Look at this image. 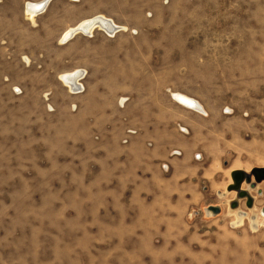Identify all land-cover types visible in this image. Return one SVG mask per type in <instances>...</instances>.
<instances>
[{
  "label": "rangeland",
  "instance_id": "rangeland-1",
  "mask_svg": "<svg viewBox=\"0 0 264 264\" xmlns=\"http://www.w3.org/2000/svg\"><path fill=\"white\" fill-rule=\"evenodd\" d=\"M84 1L55 0L34 21L26 3H0V264H264V224L227 212L226 175L246 168L252 211L264 208V0ZM80 11L125 28L60 44ZM73 68L87 71L84 93L59 77ZM161 85L217 121L191 188L123 185L125 154L92 149L96 133L70 124L82 94Z\"/></svg>",
  "mask_w": 264,
  "mask_h": 264
},
{
  "label": "crops",
  "instance_id": "crops-1",
  "mask_svg": "<svg viewBox=\"0 0 264 264\" xmlns=\"http://www.w3.org/2000/svg\"><path fill=\"white\" fill-rule=\"evenodd\" d=\"M41 1L0 0V3L27 4ZM54 1L50 0L45 10ZM69 1L70 4L86 3L84 0ZM42 11L39 14L44 13ZM83 16L82 11L76 14V18L82 19ZM176 89L177 92H174L162 85L155 88L144 86L138 92L128 94L124 105L121 104V95H113L105 102L102 97H86L82 94L87 105L82 106L75 116L71 107V115L68 112L71 127L75 119L76 127L86 128L90 134L96 133L97 140L92 149L125 154L119 159L120 164L118 160L113 164L115 168L118 163L117 167L121 170L118 175L123 185L131 186L134 183L138 188H191L198 182L197 179L207 173L204 155L209 150L211 132H215L217 121L210 118L209 111L200 100L193 97L204 112L190 108L174 98L172 92L184 91L179 87ZM182 127L186 130H181ZM88 143L92 145L91 140ZM164 164L167 168L163 167ZM218 167L222 170L220 164ZM232 170H225L229 176L227 184L231 182L229 174ZM126 176L130 177L127 181Z\"/></svg>",
  "mask_w": 264,
  "mask_h": 264
},
{
  "label": "bare ground",
  "instance_id": "bare-ground-1",
  "mask_svg": "<svg viewBox=\"0 0 264 264\" xmlns=\"http://www.w3.org/2000/svg\"><path fill=\"white\" fill-rule=\"evenodd\" d=\"M49 1L50 0H42L39 3H27L25 6V11L27 12L28 17L34 21L35 20L34 17L36 16V11L39 10V12H40L42 10H45ZM97 27L104 28L111 35H113V33L115 31L125 28L124 26L118 25L113 19L109 18V16H107L105 14H102V13H100L98 15L94 14V16L92 15V16H89L86 18H82L76 24L68 27L66 29L65 33L63 35L61 34L62 37L60 36L59 43L61 44V42L63 43V42H66L67 40L68 41L71 40L72 38L75 37L76 33L77 34L83 33L84 35L93 34L94 30ZM74 70L70 71V72H66V73L63 72L59 76L60 79L65 83L66 87L69 88L70 93H73V94L75 93L74 92L75 89H77L76 88L77 85L82 84V80L84 79V77L87 73V71L85 69L83 71L82 68L80 70H77V69L75 71ZM172 95L174 96V98L181 101L182 103H184L188 107H191V108L196 109V110H201L204 112L200 103L197 100L192 99L193 97L191 98V97H189L186 94L181 93V92H178V93L172 92ZM126 100H127V97H122L121 104L124 105ZM240 169L241 168H237L234 170H240ZM241 170H244V169H241ZM244 171H246V170H244ZM232 183H233V179L231 177V182L229 184H232ZM242 188L248 190V192L252 195V197L254 199L253 206L249 207L248 210H242L240 206L239 207H230V211L236 213L237 218H240L243 220L249 218L254 225L260 224V223L264 224V208L260 209V211L258 213L257 212L254 213L252 211L253 208L255 207V200L260 196L259 195L260 190H259L258 185L256 187L252 188L250 186L245 185V183H243ZM229 192L235 193V197H233L231 200H237L238 199V197L236 195V191L232 190ZM231 200H230V202H232ZM238 200L242 201L245 199L243 198V199H238ZM206 213L208 216L214 215L213 210L208 209V207H206Z\"/></svg>",
  "mask_w": 264,
  "mask_h": 264
},
{
  "label": "water",
  "instance_id": "water-1",
  "mask_svg": "<svg viewBox=\"0 0 264 264\" xmlns=\"http://www.w3.org/2000/svg\"><path fill=\"white\" fill-rule=\"evenodd\" d=\"M262 171V170H261ZM259 169L254 170V176L257 182H260L264 179V169H263V175L261 176L259 173ZM231 177L233 179V183L229 184L228 190L229 191H236L238 199H246V204L248 207H252L254 204V199L252 195L248 192V190L243 189L242 185L246 181L248 183L252 182V176L248 175L246 171L244 170H233L231 172ZM251 187L254 188L256 185L251 184ZM238 199L235 200L231 206L232 207H238ZM208 209L213 210V214H219L221 211L220 207L218 205H210L208 206Z\"/></svg>",
  "mask_w": 264,
  "mask_h": 264
},
{
  "label": "built area",
  "instance_id": "built-area-1",
  "mask_svg": "<svg viewBox=\"0 0 264 264\" xmlns=\"http://www.w3.org/2000/svg\"><path fill=\"white\" fill-rule=\"evenodd\" d=\"M76 88L77 89H75V91H74L76 93L83 92L85 90V86L83 85V83L82 84H78ZM181 129L185 131V129L183 127ZM165 167H166V165H165Z\"/></svg>",
  "mask_w": 264,
  "mask_h": 264
},
{
  "label": "flooded vegetation",
  "instance_id": "flooded-vegetation-1",
  "mask_svg": "<svg viewBox=\"0 0 264 264\" xmlns=\"http://www.w3.org/2000/svg\"><path fill=\"white\" fill-rule=\"evenodd\" d=\"M259 190H260V189H259ZM230 193L233 194V197H235V193H234V192H230ZM233 197H232V198H233ZM232 198H231V199H232ZM258 198H259V197H258ZM231 199H229V201H230ZM255 204H256V200H255ZM227 212H230L231 214H233V215H234V218H235V215H236V214H235L234 212H231V211H230V208L227 209ZM228 215H230V214L228 213Z\"/></svg>",
  "mask_w": 264,
  "mask_h": 264
}]
</instances>
